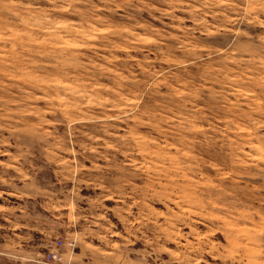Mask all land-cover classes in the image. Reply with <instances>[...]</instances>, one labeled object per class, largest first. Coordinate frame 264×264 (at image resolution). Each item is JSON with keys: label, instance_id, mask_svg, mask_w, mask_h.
Returning a JSON list of instances; mask_svg holds the SVG:
<instances>
[{"label": "rangeland", "instance_id": "rangeland-1", "mask_svg": "<svg viewBox=\"0 0 264 264\" xmlns=\"http://www.w3.org/2000/svg\"><path fill=\"white\" fill-rule=\"evenodd\" d=\"M59 242L264 264V0H0V264Z\"/></svg>", "mask_w": 264, "mask_h": 264}, {"label": "built area", "instance_id": "built-area-1", "mask_svg": "<svg viewBox=\"0 0 264 264\" xmlns=\"http://www.w3.org/2000/svg\"><path fill=\"white\" fill-rule=\"evenodd\" d=\"M69 246H74V241L68 243ZM62 248V242H59L53 249L49 250L47 257L51 264H64L63 262V254L60 249Z\"/></svg>", "mask_w": 264, "mask_h": 264}]
</instances>
